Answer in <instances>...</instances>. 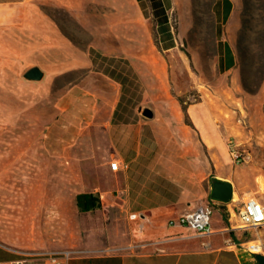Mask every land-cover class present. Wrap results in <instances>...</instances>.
<instances>
[{
	"label": "rangeland",
	"instance_id": "1",
	"mask_svg": "<svg viewBox=\"0 0 264 264\" xmlns=\"http://www.w3.org/2000/svg\"><path fill=\"white\" fill-rule=\"evenodd\" d=\"M162 1L166 22L162 15L157 22L151 7L138 0H0V205L9 188L5 180L14 174L10 166L19 165L26 152L15 148L44 143V150L29 152L44 154L45 189L61 193L44 198L60 210L44 215L50 220L45 237L70 254L116 249L117 238L127 236L115 209L72 206L76 190L100 188L99 169L90 174L73 165L104 158L109 146L104 123L114 100L118 114L147 120L137 107L148 106L158 121L200 103L221 132L225 153L229 156V139L244 149L245 160L231 163L253 161L264 171V78L256 91L245 92L237 64L218 65V47L235 52L242 0H228L219 14L217 50L211 0ZM250 2L246 37L253 48L264 39V22L259 2ZM32 65L44 70L40 81L22 77ZM215 174L205 148L207 185ZM115 183L114 176H103V187L113 189ZM12 189L20 190L19 180ZM240 230L247 238L258 231Z\"/></svg>",
	"mask_w": 264,
	"mask_h": 264
},
{
	"label": "crops",
	"instance_id": "2",
	"mask_svg": "<svg viewBox=\"0 0 264 264\" xmlns=\"http://www.w3.org/2000/svg\"><path fill=\"white\" fill-rule=\"evenodd\" d=\"M138 1L150 7L149 0ZM218 51L220 66L233 65L228 64L224 47ZM117 105L114 100L104 123L109 139L104 158L98 164L73 165L83 166L90 174L99 169L100 188L92 185L89 189L76 190L72 205L80 208L77 197L79 204H88L91 198L82 193H90L92 201L99 203L94 209L101 212L115 209L122 216L127 232L126 237L117 238V250L113 247L66 254L69 251L62 250L59 243L46 239L50 220L45 221L44 215L57 214L60 210L46 205L44 198L46 193L56 198L61 193L46 191L44 161L40 160L44 154L29 152L44 150V143L29 142L15 148L26 152L21 153L19 165L10 166L14 174L5 180L9 188L6 185L5 203L0 205V264H10L15 259H21L24 264H264L258 263L256 252L245 246L246 240L258 238L263 243L260 253L264 255V228L247 238L241 233L237 216L241 196L249 189L257 193L264 205V171L253 161L243 165L231 163L221 144V132L206 119L205 106L190 105L185 112L176 108L159 121L154 113L147 121L134 114H118ZM184 117L189 121H184ZM205 148L216 173L211 175L208 185ZM113 158L118 161L115 170L109 168V160ZM109 174L116 178L113 189L102 184L103 176ZM216 178L231 182L230 202L210 197L212 181ZM18 180L20 190L13 191L12 185ZM13 194H19L16 201ZM205 197L214 204L209 235L167 223ZM229 236L238 239L236 246H224V239ZM205 240L211 243L207 249L201 246Z\"/></svg>",
	"mask_w": 264,
	"mask_h": 264
},
{
	"label": "trees",
	"instance_id": "3",
	"mask_svg": "<svg viewBox=\"0 0 264 264\" xmlns=\"http://www.w3.org/2000/svg\"><path fill=\"white\" fill-rule=\"evenodd\" d=\"M259 2V17L264 22V0H257ZM151 10L156 21L162 19L166 22L165 9L163 8L162 0H149ZM243 9L240 13V25L236 33L235 52L232 53L229 47H225V55L228 64H237L239 69V82L245 92H254L260 85L264 78V39H257L255 47L250 48L247 42L248 22L246 16L251 10L252 4L250 0H242ZM228 4V0H211L210 2V26L212 28V36L215 40V48L219 45L218 39L221 34V24H219V17L223 13V8ZM227 9V7H226ZM220 14V16H219ZM162 15V19L161 16ZM219 48V47H218ZM253 51V52H252ZM221 59L218 58V65L220 66ZM185 112L186 107L182 106ZM83 196L90 197V202L87 204H79V197H77V205L82 211L98 207L99 203L93 202L90 193H82ZM79 196V195H78Z\"/></svg>",
	"mask_w": 264,
	"mask_h": 264
},
{
	"label": "built area",
	"instance_id": "4",
	"mask_svg": "<svg viewBox=\"0 0 264 264\" xmlns=\"http://www.w3.org/2000/svg\"><path fill=\"white\" fill-rule=\"evenodd\" d=\"M228 153L231 160L235 163L245 160L246 154L240 143L231 139L227 142ZM118 167V161L113 158L109 161V168L115 170ZM241 204L237 210V216L240 221V227L246 229L259 230L264 227V205L259 201L255 193L246 192L241 196ZM230 202V201H229ZM228 203V202H227ZM213 212L212 201L201 200L190 209L182 211L177 217L167 221L169 225H182L194 229L198 233L209 235L211 215ZM244 241V240H243ZM245 246L252 252H261L263 243L257 240H246ZM237 243L232 236L224 239V246L233 247ZM202 248L207 249L211 243L207 240L201 243ZM69 254V252H66ZM10 264H24L21 259H15Z\"/></svg>",
	"mask_w": 264,
	"mask_h": 264
},
{
	"label": "water",
	"instance_id": "5",
	"mask_svg": "<svg viewBox=\"0 0 264 264\" xmlns=\"http://www.w3.org/2000/svg\"><path fill=\"white\" fill-rule=\"evenodd\" d=\"M44 76V70L38 65H32L26 68L22 77L27 81H40ZM137 111L141 113L144 117H152L153 111L148 106H139ZM232 184L228 180L224 179H214L212 181V189L210 192V197L221 202H228L232 198ZM255 259L258 263H264V255L260 252L254 254Z\"/></svg>",
	"mask_w": 264,
	"mask_h": 264
}]
</instances>
